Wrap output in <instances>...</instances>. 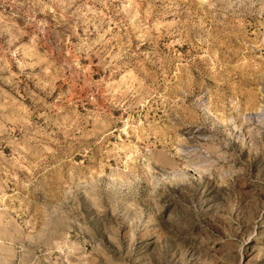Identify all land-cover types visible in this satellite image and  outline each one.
<instances>
[{
  "label": "rangeland",
  "instance_id": "374dc122",
  "mask_svg": "<svg viewBox=\"0 0 264 264\" xmlns=\"http://www.w3.org/2000/svg\"><path fill=\"white\" fill-rule=\"evenodd\" d=\"M0 264H264V0H0Z\"/></svg>",
  "mask_w": 264,
  "mask_h": 264
}]
</instances>
